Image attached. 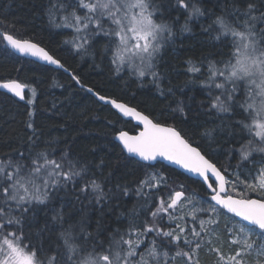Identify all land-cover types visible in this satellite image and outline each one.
I'll return each instance as SVG.
<instances>
[{
  "label": "snow or ice",
  "instance_id": "1",
  "mask_svg": "<svg viewBox=\"0 0 264 264\" xmlns=\"http://www.w3.org/2000/svg\"><path fill=\"white\" fill-rule=\"evenodd\" d=\"M203 5L204 0H47L44 14L55 27L73 29L65 43L77 54L95 59L94 44L104 41L99 55L108 60L113 79L134 77L139 87L150 84L165 99L175 97L164 87L166 49L177 35L191 32V21L211 18L202 32L217 51L186 61L187 72L204 76L199 83L207 89L194 118L209 117L212 126L195 124L198 140L70 74L96 100L143 126L135 135L118 132L122 152L146 162L169 161L200 177L202 192H189L153 170L136 184L137 203L117 211L130 190L119 183L108 187L113 173L105 175V161H88L70 148L58 156L55 148L37 151L44 133L29 119L27 149L0 153V264H201L202 252L214 257L211 264H264V0H215L218 12ZM13 31L15 24L0 16V43L68 71ZM27 87L0 78V89L21 101ZM31 93L28 105L36 103V89ZM172 103L181 123L193 113L182 99ZM220 153L236 163L218 166L214 156ZM69 190L81 207L55 208L60 193Z\"/></svg>",
  "mask_w": 264,
  "mask_h": 264
},
{
  "label": "trees",
  "instance_id": "2",
  "mask_svg": "<svg viewBox=\"0 0 264 264\" xmlns=\"http://www.w3.org/2000/svg\"><path fill=\"white\" fill-rule=\"evenodd\" d=\"M46 4L47 0H0V16H6L9 24H15V31L12 34L16 38L30 40L43 46L51 55L60 59L71 74L78 75L81 82L92 87L94 91H100L101 94L136 107L164 125L184 129L194 140L199 139L200 131L194 127L195 124L208 121L207 126H212L209 117L200 115L198 119L194 118L201 101L207 99V89L202 88L199 83V80L205 77L188 73L186 63L189 59L199 61L201 56L217 51L208 36L202 32V28L211 23V18L206 16L191 21L189 25L191 32L177 35L175 43L166 49L161 71L167 76L164 87H171L175 97L169 95L165 99L154 87L147 84L148 78H145L147 84L145 87H139L134 82L135 78L129 79L127 75L123 79H113L108 60L102 61L99 55L104 41L95 42L98 50L95 59L93 56L77 54L71 44L65 43L67 40L65 30L49 23L48 17L44 14ZM203 6L219 11L215 0L211 2L204 0ZM173 15L175 16V13ZM183 23L184 18L181 17L180 24ZM179 27L180 25H176L175 28L178 33ZM0 78L17 79L28 85L24 101L0 91V153L7 152L10 148L25 151L28 147L27 137L31 135V130L26 128V122L34 119L36 127L44 133L36 148L37 151L55 148L54 155L58 156L61 150L70 148L73 154L88 161L99 162L103 159L107 165L104 169L105 175L109 171L113 173L108 187H114L117 183L128 186L129 195L121 199L117 211H127L137 203L136 184L143 178L145 172L153 170L168 175L174 184H185L189 192H202L201 182L160 162L154 164V168H145L143 166L148 164L141 163L122 152L120 145L114 140L115 134L120 130L135 133L137 126L120 118L109 106L98 102L63 71L17 56L4 43H0ZM125 81H128L127 85ZM32 88L36 89V103L28 105L26 101L32 98ZM173 99L184 100L193 110L183 123L179 113L171 112L175 107L174 103L170 105ZM31 110L35 111L32 118L27 115ZM49 139L56 143L45 144L44 142ZM214 159L218 166L223 167H228L229 163L233 165L236 163L235 159L229 162L224 153L214 156ZM61 204L74 205V209L65 207V212H73L81 207L75 201L71 190L67 193L61 192L54 201V207L57 209ZM213 259V256L201 253V264H211Z\"/></svg>",
  "mask_w": 264,
  "mask_h": 264
},
{
  "label": "water",
  "instance_id": "3",
  "mask_svg": "<svg viewBox=\"0 0 264 264\" xmlns=\"http://www.w3.org/2000/svg\"><path fill=\"white\" fill-rule=\"evenodd\" d=\"M30 41V40H29ZM32 43H36V42H33V41H31ZM5 44V46H6V42L4 43ZM39 45V44H38ZM40 47H42V48H44L43 46H41V45H39ZM7 47V46H6ZM12 53H14L15 55H17V56H20V57H24V58H26V59H29V60H32V61H34V62H36V63H38V64H41V65H45V66H49V67H52V68H54V69H57V70H61V71H63L64 73H66V74H68V75H70L71 73H70V71L68 70L67 72L66 71H64V69H62V68H58L56 65H51V64H48V63H46L45 61H43V60H40V59H38L37 57H34V56H30V55H25V54H22V53H19V52H17V51H15V50H13V49H11L10 47H7ZM45 49V48H44ZM46 50V49H45ZM47 51V50H46ZM50 54V53H49ZM51 55V54H50ZM0 91L1 92H3V93H6V94H10V95H12L11 93H7L6 92V90H3V89H0ZM25 92H26V89H25ZM89 94H91V93H89ZM92 95V94H91ZM13 96V95H12ZM93 96V95H92ZM94 97V96H93ZM17 99H19L18 97H16ZM95 98V97H94ZM98 101V100H97ZM98 102H100V101H98ZM121 102H123V101H121ZM101 104H103V105H107V106H109L113 111H115L116 113H117V115L120 117V118H122V119H124V120H128V121H130V122H132L135 126H137V122L135 121V120H131L130 118H127V117H124L121 113H119L116 109H114V108H112L111 107V105H108V104H104L103 102H100ZM140 111V110H139ZM165 126H169V125H165ZM142 125H140V126H137V130H136V132L135 133H129L130 135H135V134H137L140 130H142ZM123 131H125V130H123ZM118 135V132L115 134V136H114V140H115V142L116 143H118L119 145H120V147H121V149H122V145L120 144V142H119V140L118 139H116V136ZM127 156H129V157H131V158H134V159H136L137 161H139V162H141V163H144V164H151V165H154V164H156L157 162H160V163H163L164 165H166V166H168V167H171V168H173V169H175V170H177V171H179V172H181V173H183L185 176H187V177H190L191 179H194V180H197V181H199V182H201V178L200 177H197L196 175H194V174H192V173H188L186 170H184V169H181L179 166H177V165H174V164H172V163H170L169 161H166V160H163V159H160V158H158L156 161H151V162H146V161H142V160H140V158L139 157H133V156H130L128 153H126V152H124Z\"/></svg>",
  "mask_w": 264,
  "mask_h": 264
},
{
  "label": "rangeland",
  "instance_id": "4",
  "mask_svg": "<svg viewBox=\"0 0 264 264\" xmlns=\"http://www.w3.org/2000/svg\"><path fill=\"white\" fill-rule=\"evenodd\" d=\"M61 28H63V27H61ZM63 30H65V33L67 34V40H69V41L72 40L73 35H74L73 29H71V28H63ZM70 46L72 47V45H70ZM94 49H95V54H97L98 50H96L97 49V45L96 44H94ZM88 56L92 57L91 54H89Z\"/></svg>",
  "mask_w": 264,
  "mask_h": 264
}]
</instances>
